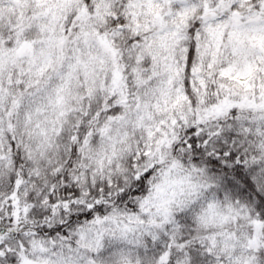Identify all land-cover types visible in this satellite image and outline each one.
Segmentation results:
<instances>
[{
	"label": "snow or ice",
	"instance_id": "snow-or-ice-1",
	"mask_svg": "<svg viewBox=\"0 0 264 264\" xmlns=\"http://www.w3.org/2000/svg\"><path fill=\"white\" fill-rule=\"evenodd\" d=\"M0 264H264V0H0Z\"/></svg>",
	"mask_w": 264,
	"mask_h": 264
}]
</instances>
